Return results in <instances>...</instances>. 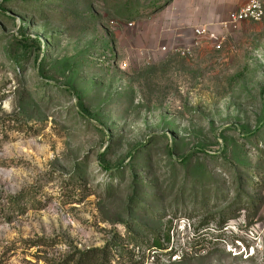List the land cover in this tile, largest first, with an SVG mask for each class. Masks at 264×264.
Masks as SVG:
<instances>
[{
    "label": "rangeland",
    "instance_id": "374dc122",
    "mask_svg": "<svg viewBox=\"0 0 264 264\" xmlns=\"http://www.w3.org/2000/svg\"><path fill=\"white\" fill-rule=\"evenodd\" d=\"M246 1L0 0V264H264Z\"/></svg>",
    "mask_w": 264,
    "mask_h": 264
},
{
    "label": "built area",
    "instance_id": "2783aa9c",
    "mask_svg": "<svg viewBox=\"0 0 264 264\" xmlns=\"http://www.w3.org/2000/svg\"><path fill=\"white\" fill-rule=\"evenodd\" d=\"M264 18V0H247L240 8L232 11L221 25L226 28L235 29L239 23L245 21H261ZM196 36H204L210 32V25L201 24L193 28ZM222 44L219 42L217 48L221 49ZM166 49V48H163ZM185 54V48L182 50Z\"/></svg>",
    "mask_w": 264,
    "mask_h": 264
},
{
    "label": "trees",
    "instance_id": "16d2710c",
    "mask_svg": "<svg viewBox=\"0 0 264 264\" xmlns=\"http://www.w3.org/2000/svg\"><path fill=\"white\" fill-rule=\"evenodd\" d=\"M155 243H156L155 245H156L157 247H159V248L162 247V244H160V242H155Z\"/></svg>",
    "mask_w": 264,
    "mask_h": 264
}]
</instances>
